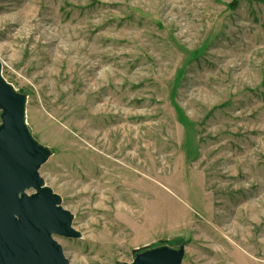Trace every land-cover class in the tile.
Here are the masks:
<instances>
[{
    "label": "rangeland",
    "instance_id": "374dc122",
    "mask_svg": "<svg viewBox=\"0 0 264 264\" xmlns=\"http://www.w3.org/2000/svg\"><path fill=\"white\" fill-rule=\"evenodd\" d=\"M231 1L0 0V74L81 233L54 236L70 264L179 245L264 264V0Z\"/></svg>",
    "mask_w": 264,
    "mask_h": 264
},
{
    "label": "water",
    "instance_id": "95a60500",
    "mask_svg": "<svg viewBox=\"0 0 264 264\" xmlns=\"http://www.w3.org/2000/svg\"><path fill=\"white\" fill-rule=\"evenodd\" d=\"M25 97L0 74V264H70L54 236L81 233L40 177L38 169L51 154L24 123ZM183 255V245L155 246L120 264H180Z\"/></svg>",
    "mask_w": 264,
    "mask_h": 264
},
{
    "label": "trees",
    "instance_id": "16d2710c",
    "mask_svg": "<svg viewBox=\"0 0 264 264\" xmlns=\"http://www.w3.org/2000/svg\"><path fill=\"white\" fill-rule=\"evenodd\" d=\"M238 0H232L229 4H227L228 6L234 7ZM172 96V93H171ZM178 110V109H177ZM179 113V119L180 121H182L183 123H185L187 126H191V124L188 123L187 118L182 114V112L180 110H178Z\"/></svg>",
    "mask_w": 264,
    "mask_h": 264
}]
</instances>
